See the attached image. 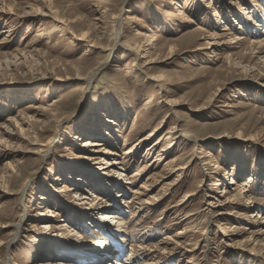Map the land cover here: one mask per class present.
I'll use <instances>...</instances> for the list:
<instances>
[{"label": "rangeland", "instance_id": "obj_1", "mask_svg": "<svg viewBox=\"0 0 264 264\" xmlns=\"http://www.w3.org/2000/svg\"><path fill=\"white\" fill-rule=\"evenodd\" d=\"M93 253L264 264V0H0V264Z\"/></svg>", "mask_w": 264, "mask_h": 264}, {"label": "bare ground", "instance_id": "obj_2", "mask_svg": "<svg viewBox=\"0 0 264 264\" xmlns=\"http://www.w3.org/2000/svg\"><path fill=\"white\" fill-rule=\"evenodd\" d=\"M240 40H242L241 38H240ZM151 41H154V39L153 40H151ZM140 47V46H139ZM141 48V47H140ZM138 50V49H137ZM140 51V50H139ZM146 56H143L142 58H145ZM164 79L165 78V76H160V79ZM159 81V80H158ZM89 145H91V146H93V147H95V146H98V145H96L95 143H92V144H89ZM182 169H186V167H182ZM142 189H144L145 191L147 190L148 191V189L146 188V187H142ZM137 195H140V193H136ZM135 201V200H134ZM185 201V200H184ZM231 201V200H230ZM49 212V211H48ZM49 213H51V212H49ZM104 219H108L107 221H110V223H112V224H115V221L114 220H118L119 219V217H117L116 215L115 216H113V215H107V216H104ZM114 221V222H113ZM120 226H122L123 227V223H120ZM225 231V230H224ZM182 234V233H181ZM116 240H117V242H119L120 243V245H122V247H123V241H125V232L123 231V229H119V231L117 232V234H116ZM167 240V239H166ZM97 246L99 247V249L98 250H94L95 252H100L98 255H101L102 256V254L104 255V254H111L110 252L112 251V254H113V249H117V248H114L111 244H110V242H108V241H102V242H99V243H97ZM119 249V248H118ZM122 251H123V249H121ZM115 253H117V252H115ZM94 254V253H93ZM111 254V255H112ZM98 255H95L94 254V256H95V258H93V261H95V264H103L102 263V259L103 258H98L99 256ZM117 255V254H116ZM104 258H106V257H104ZM146 258V257H145ZM105 262V261H104ZM116 264H121V262L120 261H117L116 262ZM143 264V263H142ZM150 264V263H149Z\"/></svg>", "mask_w": 264, "mask_h": 264}]
</instances>
